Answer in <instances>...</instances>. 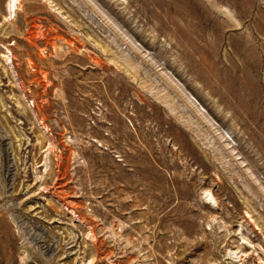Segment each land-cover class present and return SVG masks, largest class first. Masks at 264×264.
<instances>
[{
	"label": "rangeland",
	"instance_id": "374dc122",
	"mask_svg": "<svg viewBox=\"0 0 264 264\" xmlns=\"http://www.w3.org/2000/svg\"><path fill=\"white\" fill-rule=\"evenodd\" d=\"M0 0V264H264V0Z\"/></svg>",
	"mask_w": 264,
	"mask_h": 264
},
{
	"label": "bare ground",
	"instance_id": "6f19581e",
	"mask_svg": "<svg viewBox=\"0 0 264 264\" xmlns=\"http://www.w3.org/2000/svg\"><path fill=\"white\" fill-rule=\"evenodd\" d=\"M18 0H10L8 3V8L10 10V12L14 13L16 10V3Z\"/></svg>",
	"mask_w": 264,
	"mask_h": 264
}]
</instances>
